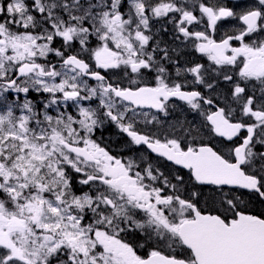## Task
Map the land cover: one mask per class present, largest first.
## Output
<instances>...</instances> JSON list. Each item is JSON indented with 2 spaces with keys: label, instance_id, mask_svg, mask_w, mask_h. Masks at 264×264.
I'll return each instance as SVG.
<instances>
[{
  "label": "snow or ice",
  "instance_id": "obj_1",
  "mask_svg": "<svg viewBox=\"0 0 264 264\" xmlns=\"http://www.w3.org/2000/svg\"><path fill=\"white\" fill-rule=\"evenodd\" d=\"M0 264H264V0H0Z\"/></svg>",
  "mask_w": 264,
  "mask_h": 264
},
{
  "label": "flooded vegetation",
  "instance_id": "obj_2",
  "mask_svg": "<svg viewBox=\"0 0 264 264\" xmlns=\"http://www.w3.org/2000/svg\"><path fill=\"white\" fill-rule=\"evenodd\" d=\"M236 2H237V0H232V3H236ZM99 135H100V133L98 132L97 136H99ZM104 138H105V140H108L110 138V133L109 132H105L104 133Z\"/></svg>",
  "mask_w": 264,
  "mask_h": 264
}]
</instances>
